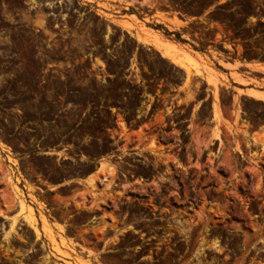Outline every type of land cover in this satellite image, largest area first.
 <instances>
[{
  "label": "rangeland",
  "instance_id": "1",
  "mask_svg": "<svg viewBox=\"0 0 264 264\" xmlns=\"http://www.w3.org/2000/svg\"><path fill=\"white\" fill-rule=\"evenodd\" d=\"M211 1L0 0V202L21 203L0 215V260L264 264V92L177 44L264 59V0H224L181 31L148 18L165 5L180 25ZM91 169L93 189L114 169L102 210L62 204L75 234H55L42 186Z\"/></svg>",
  "mask_w": 264,
  "mask_h": 264
},
{
  "label": "crops",
  "instance_id": "2",
  "mask_svg": "<svg viewBox=\"0 0 264 264\" xmlns=\"http://www.w3.org/2000/svg\"><path fill=\"white\" fill-rule=\"evenodd\" d=\"M114 2H121V0H113ZM224 0H212L208 6L203 8L199 13L193 14L188 17H181L182 24L178 25L172 22V16L176 11L174 10H168L164 6L160 7H154L151 12L148 14V18L152 19L154 21H157L164 25L169 30H178L181 31V29L191 22H195L197 20H201L204 18L208 13L216 9ZM115 4V3H114ZM158 40L161 43L162 51L166 52H173V49L170 48L171 45H173L176 48V44L172 42H166L160 40L159 33L157 34ZM188 38L185 36V38L182 41L177 42L179 46L183 48L184 51H186L192 58H194L198 62H203L206 64L207 68L210 69H216L218 72H223L227 74L228 76L230 73H241L244 75V77L247 78H257L258 83L261 87L255 88V90L264 92V59H255V58H249V59H243L240 60L234 56H231V61L227 62H220L219 57L216 55H213L210 51V48L208 46H200L198 41L193 37L190 36ZM186 40H189L186 41ZM192 42V43H190ZM164 52V53H165ZM165 55V54H164ZM228 53H223L222 56L226 57ZM205 74L207 73V70H204ZM249 89H252V87H249ZM55 152L47 151L46 156H51ZM98 165H95L94 171L97 169ZM110 167V166H108ZM107 167V168H108ZM93 169H91L89 172H87L82 178L79 179H71L68 181H54V182H46L42 186L43 193L46 194V196L49 197L50 201L46 202L45 207V215L48 220V223L50 225V228L55 234H60V229L55 226L54 224H58L63 228V234L65 236H72L74 235V230L70 228V224L67 221V214L63 213V209L61 208L62 204H67L73 209V214L77 213L81 210H88V211H94V210H102L99 209L97 204L104 203V193L108 190L112 179L114 178V169H112L111 172L108 170L105 173V177L103 179L98 180V187L97 189H93L92 185L90 184L94 177V172H92ZM4 172H6L7 175H10L7 169H4ZM92 179V180H91ZM74 185H79L87 190L86 195H83L81 192V188L75 187ZM70 187L66 194H63L62 191L68 187ZM3 188H6L3 186ZM110 188H113V185L111 184ZM7 190L11 192V197L15 196V192L12 189L11 185H7ZM11 190V191H10ZM62 193V194H61ZM63 195L65 197L64 201H57L53 199L55 195ZM37 195V194H36ZM12 203L15 201L16 209L19 210V204L18 201L12 197ZM13 204V205H14ZM17 210V211H18ZM112 219V218H111ZM103 223L99 216L91 218L86 223H84V226H87V228L90 230L92 226H97ZM111 229V224H109L106 227V230ZM78 252L81 253L79 249H76ZM82 257L85 259V255L82 254ZM90 260L94 262L93 257H90Z\"/></svg>",
  "mask_w": 264,
  "mask_h": 264
},
{
  "label": "bare ground",
  "instance_id": "3",
  "mask_svg": "<svg viewBox=\"0 0 264 264\" xmlns=\"http://www.w3.org/2000/svg\"><path fill=\"white\" fill-rule=\"evenodd\" d=\"M154 44V43H153ZM162 46V45H161ZM165 52V51H164ZM167 54L169 55V56H171L172 54H170L169 52H167ZM174 55V54H173ZM172 60V59H171ZM174 61V60H173ZM264 148V147H263ZM102 168V165H99L98 167H97V170H100ZM11 191V190H10ZM7 194V193H6ZM8 195V194H7ZM9 197V196H8ZM11 200H7L6 202H0V215H2V216H4V215H6L5 213L8 211V210H10V208H11V203H12V198H10ZM17 200V199H16ZM2 201V200H1ZM14 204V203H13ZM18 204H19V214H20V208H21V203H19L18 202ZM15 205V204H14ZM24 208V207H23ZM16 214H17V212H16ZM15 217L17 218V215H15ZM21 217V216H20ZM21 219V218H20ZM23 219V218H22ZM15 221V220H14Z\"/></svg>",
  "mask_w": 264,
  "mask_h": 264
},
{
  "label": "flooded vegetation",
  "instance_id": "4",
  "mask_svg": "<svg viewBox=\"0 0 264 264\" xmlns=\"http://www.w3.org/2000/svg\"><path fill=\"white\" fill-rule=\"evenodd\" d=\"M5 263H9V264H16L15 259L11 258L9 261H5V260H0V264H5Z\"/></svg>",
  "mask_w": 264,
  "mask_h": 264
}]
</instances>
